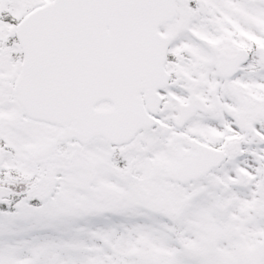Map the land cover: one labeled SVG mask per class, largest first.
<instances>
[{
  "label": "snow or ice",
  "instance_id": "obj_1",
  "mask_svg": "<svg viewBox=\"0 0 264 264\" xmlns=\"http://www.w3.org/2000/svg\"><path fill=\"white\" fill-rule=\"evenodd\" d=\"M0 264H264V0H0Z\"/></svg>",
  "mask_w": 264,
  "mask_h": 264
}]
</instances>
